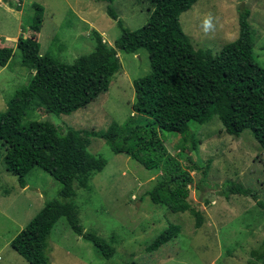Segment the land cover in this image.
<instances>
[{"label": "rangeland", "instance_id": "rangeland-1", "mask_svg": "<svg viewBox=\"0 0 264 264\" xmlns=\"http://www.w3.org/2000/svg\"><path fill=\"white\" fill-rule=\"evenodd\" d=\"M32 4L42 8L39 31L30 30ZM245 7L252 32L251 56L264 69V0H197L179 14L182 32L195 48L207 49L212 55L237 37V9ZM125 29L142 27L152 11L148 0H114L108 5ZM100 0H0V48H12L7 65L0 67V111L13 93L25 87L32 69L20 65L14 45L17 37L38 43L40 54H48L59 63L72 64L94 47L91 31H96L107 46L119 36L115 23L105 13ZM205 21H208L207 27ZM118 71L108 88L91 103L69 115L46 114L40 108L24 116L28 121H46L58 132L65 128L98 131L110 122L121 124L131 114L132 81L149 73L147 54L116 51ZM138 123L145 118L136 116ZM101 124V125H100ZM196 141L193 152L187 142L174 133L160 132L159 137L169 156L189 175L186 203L202 216L198 229L194 218L185 213H171L150 202L147 192L159 177L158 170L147 171L121 154H112L100 139L92 138L88 153L106 162L98 173L85 178L86 188L73 185V204L83 232L93 233L114 249L110 260H100L89 243L72 233L61 217L53 225L46 241L48 264H247L249 252L264 238V209L249 197L229 195L224 199L215 190L198 192L194 186L206 170L209 184L220 186L231 181L251 190L264 205V154L248 131L238 137L224 133L216 116L207 123L192 127ZM4 148L0 145V264H27L9 247L13 238L35 215L41 203L56 198L59 185L40 170L33 168L25 177L26 191H11L17 186L13 175L5 171ZM191 159V162L188 161ZM215 186L211 187L214 189ZM14 188V187H13ZM218 188V187H217ZM22 189V188H20ZM40 191V200L29 203ZM168 225L179 233L156 251L145 247ZM253 264H260L254 261Z\"/></svg>", "mask_w": 264, "mask_h": 264}, {"label": "trees", "instance_id": "trees-1", "mask_svg": "<svg viewBox=\"0 0 264 264\" xmlns=\"http://www.w3.org/2000/svg\"><path fill=\"white\" fill-rule=\"evenodd\" d=\"M100 1L106 4L105 13L119 30L113 46L104 44L101 36L92 30L93 49L72 64H63L48 54H40L33 36L17 37L14 45L20 65L32 69L33 74L0 111L5 171L15 177L20 188L25 187V177L33 168L59 185L56 198L46 200L9 242L10 249L27 264H48L46 241L61 217L73 234L91 245L98 259L112 258L114 249L110 244L93 233L83 232L73 204V185L86 188L85 177L102 171L106 165L103 158L87 152L92 138L102 140L114 155H124L147 171L158 170L160 175L147 192L150 202L171 213L188 212L194 218L195 229L201 226L202 216L185 201L191 179L168 155L159 133L178 135L193 152L196 141L192 127L216 116L226 135L236 138L248 131L264 154V69L251 56L252 32L245 7L240 5L237 9V37L212 55L207 49L193 47L178 23L179 14L197 0H148L152 11L146 23L134 31L125 29L108 6L114 0ZM31 7L33 17L29 28L37 33L42 8L37 4ZM140 49L147 54L149 73L132 81L131 114L121 124L110 122L98 131L65 128L63 132L46 121L20 124L24 116L37 108L46 114L69 115L86 107L107 90L118 71L116 51L135 54ZM11 54L12 48H0L1 68L7 65ZM136 116L145 121L138 123ZM206 175V170H201V181L194 186L196 191L215 190L224 199L229 195L249 197L264 209L251 190L231 181L220 186L209 184ZM179 230L176 225H168L145 251H156L176 237ZM249 256L252 262L247 264L254 261L264 264V238Z\"/></svg>", "mask_w": 264, "mask_h": 264}, {"label": "crops", "instance_id": "crops-1", "mask_svg": "<svg viewBox=\"0 0 264 264\" xmlns=\"http://www.w3.org/2000/svg\"><path fill=\"white\" fill-rule=\"evenodd\" d=\"M13 187H14V188H13ZM13 187H12V190H11V191L16 190L15 187H17V189L19 190L18 193H20V195H24V194H25L26 186H25L24 188L20 189L18 186H16L15 184H13ZM35 194H36L35 198L29 203V205H34V204L37 203V200H38V201L40 200V191L36 190V191H35ZM42 205H43V204L41 203V205L39 206V209L42 207ZM39 209H38V210H39ZM28 221H29V220H28ZM11 239H12V238H11ZM11 239H10V241H11Z\"/></svg>", "mask_w": 264, "mask_h": 264}, {"label": "clouds", "instance_id": "clouds-1", "mask_svg": "<svg viewBox=\"0 0 264 264\" xmlns=\"http://www.w3.org/2000/svg\"><path fill=\"white\" fill-rule=\"evenodd\" d=\"M204 23H205V26L207 27V25H208L209 22H208V21H205ZM237 31H238V27H237ZM64 130H65V129H64ZM17 186H18V185H17ZM25 186H26V185H25ZM19 188H20V187H19Z\"/></svg>", "mask_w": 264, "mask_h": 264}]
</instances>
